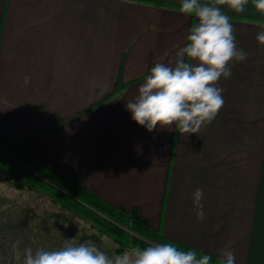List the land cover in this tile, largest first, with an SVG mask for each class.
<instances>
[{"label":"crops","instance_id":"0c3cea01","mask_svg":"<svg viewBox=\"0 0 264 264\" xmlns=\"http://www.w3.org/2000/svg\"><path fill=\"white\" fill-rule=\"evenodd\" d=\"M178 8L0 0V135L108 203L135 208L174 242L264 264V47L255 39L264 16L251 4L243 14L222 6L248 58L219 81L225 103L198 134L148 132L125 108L154 63L184 46L195 21Z\"/></svg>","mask_w":264,"mask_h":264},{"label":"clouds","instance_id":"9594fccd","mask_svg":"<svg viewBox=\"0 0 264 264\" xmlns=\"http://www.w3.org/2000/svg\"><path fill=\"white\" fill-rule=\"evenodd\" d=\"M251 4L264 16V0H179L178 11L194 18L185 44L167 62L154 63L137 94L125 104L132 120L148 132L175 129L181 136L198 134L211 124L225 103L219 81L231 78L232 63L244 62L247 52L238 47L235 27L222 6L243 14ZM255 39L264 47V24ZM31 78L24 77V85ZM203 189L192 194L197 220L205 219ZM217 264H236L234 251L218 250ZM212 256L195 249H180L172 242L133 246L110 255L95 242L65 238L61 247L24 249L23 264H211Z\"/></svg>","mask_w":264,"mask_h":264},{"label":"trees","instance_id":"16d2710c","mask_svg":"<svg viewBox=\"0 0 264 264\" xmlns=\"http://www.w3.org/2000/svg\"><path fill=\"white\" fill-rule=\"evenodd\" d=\"M0 182H10L18 189L43 191L60 209L72 212L84 220L97 235L108 237L115 245V254L133 246L146 247L149 243L156 242H172L180 249H194L164 237L135 208L126 209L108 203L26 151L18 142L2 135ZM198 253L204 254L200 251ZM212 258L211 264H217L218 258Z\"/></svg>","mask_w":264,"mask_h":264},{"label":"rangeland","instance_id":"374dc122","mask_svg":"<svg viewBox=\"0 0 264 264\" xmlns=\"http://www.w3.org/2000/svg\"><path fill=\"white\" fill-rule=\"evenodd\" d=\"M95 242L110 255L114 243L84 220L60 209L41 190L18 189L0 182V264H23L24 249H57L64 239Z\"/></svg>","mask_w":264,"mask_h":264}]
</instances>
